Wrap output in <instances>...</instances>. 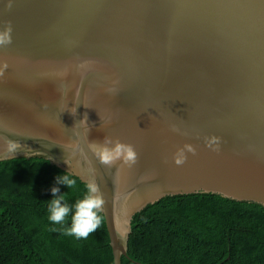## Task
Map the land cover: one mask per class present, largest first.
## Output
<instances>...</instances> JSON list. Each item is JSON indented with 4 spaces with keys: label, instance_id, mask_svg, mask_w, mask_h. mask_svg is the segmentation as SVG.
<instances>
[{
    "label": "water",
    "instance_id": "1",
    "mask_svg": "<svg viewBox=\"0 0 264 264\" xmlns=\"http://www.w3.org/2000/svg\"><path fill=\"white\" fill-rule=\"evenodd\" d=\"M7 3L0 161L42 158L95 182L113 264L128 257L132 217L164 197L212 193L264 207V0ZM211 135L218 152L205 146ZM105 136L134 145L136 164L102 165L93 146ZM5 139L21 152L7 154ZM184 143L197 151L177 167Z\"/></svg>",
    "mask_w": 264,
    "mask_h": 264
},
{
    "label": "trees",
    "instance_id": "2",
    "mask_svg": "<svg viewBox=\"0 0 264 264\" xmlns=\"http://www.w3.org/2000/svg\"><path fill=\"white\" fill-rule=\"evenodd\" d=\"M63 174L77 190L56 185ZM53 186L69 204L83 196L84 182L46 159L0 161V264H113L101 212L87 239L48 221ZM127 254L121 264H264V207L212 193L164 197L132 217Z\"/></svg>",
    "mask_w": 264,
    "mask_h": 264
},
{
    "label": "clouds",
    "instance_id": "3",
    "mask_svg": "<svg viewBox=\"0 0 264 264\" xmlns=\"http://www.w3.org/2000/svg\"><path fill=\"white\" fill-rule=\"evenodd\" d=\"M6 7L9 9L12 7V0H8ZM11 31L10 24L5 25L3 30H0V47L11 44ZM6 67V63L0 66V75L3 74V69ZM115 83L113 82V85ZM108 91H115V87L109 88ZM169 130L177 135H188L186 130L175 124L171 125ZM204 140L205 146L211 151L218 152L220 150V137L211 135L206 136ZM2 147L7 154L15 156L17 152H21L22 146L17 141L5 139ZM93 151L98 161L104 166L120 163L131 167L136 164L138 159V152L134 145L110 136H105L102 142L96 143L93 146ZM196 151V145L184 143L172 154V163L177 167L182 166L186 163L188 155H195ZM55 179L56 185H64L69 190H77V180L75 178L63 174L57 176ZM50 192L53 198L48 201L47 218L52 225L62 226L63 235L71 236L77 240L87 239L89 235L100 227L102 221L99 210L102 208L104 201L102 196L99 195V188L95 182H85L82 198L72 204H69L67 201V193H60L58 186H53ZM68 217H70V226L63 227ZM51 230L56 231L57 229L52 228Z\"/></svg>",
    "mask_w": 264,
    "mask_h": 264
}]
</instances>
